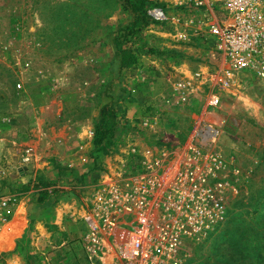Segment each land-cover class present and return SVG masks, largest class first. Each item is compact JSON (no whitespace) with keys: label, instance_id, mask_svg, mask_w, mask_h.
<instances>
[{"label":"rangeland","instance_id":"obj_1","mask_svg":"<svg viewBox=\"0 0 264 264\" xmlns=\"http://www.w3.org/2000/svg\"><path fill=\"white\" fill-rule=\"evenodd\" d=\"M150 1L156 5L148 8L162 7L167 18L150 21L139 40H126L137 62L119 70L113 37L131 19L122 0H0V197L36 199L34 179L40 176L50 182L48 191L73 190L83 205L87 184L98 181L103 165H118V143L137 129L152 104L164 106L158 97L171 83L213 72L211 41L185 26L198 11ZM239 80L237 88L215 89L219 102L209 109L215 113L217 149L252 173L230 199L224 224L204 241L185 245L184 264H264V87L255 77ZM198 86L187 103L161 117L162 127L181 142L213 91L209 82ZM106 102L123 132L104 155L94 152L92 141ZM28 148L33 155L25 159ZM16 222L11 232L0 233V264H87L79 244L87 228L83 218L79 235L64 243L33 236L32 244L25 237L27 220L21 238L12 239L14 247L5 248L6 238L22 227Z\"/></svg>","mask_w":264,"mask_h":264},{"label":"built area","instance_id":"obj_2","mask_svg":"<svg viewBox=\"0 0 264 264\" xmlns=\"http://www.w3.org/2000/svg\"><path fill=\"white\" fill-rule=\"evenodd\" d=\"M155 1L198 11L185 26L211 41L217 66L171 83L158 97L164 106L152 104L137 129L118 143V165H103L98 181L87 184L82 198L87 228L79 239L87 264H184L185 245L204 241L224 224L230 199L252 173L217 149L215 113L209 108L219 102L215 89L237 88L239 79L255 77L264 87V0ZM146 14L151 20L167 18L160 6ZM204 82L213 91L181 142L162 127L161 117L187 103ZM32 155L31 148L25 150V159ZM20 200L16 193L0 197V230Z\"/></svg>","mask_w":264,"mask_h":264},{"label":"trees","instance_id":"obj_3","mask_svg":"<svg viewBox=\"0 0 264 264\" xmlns=\"http://www.w3.org/2000/svg\"><path fill=\"white\" fill-rule=\"evenodd\" d=\"M122 3L123 10L131 15V19L122 25L113 37V43L119 53V70L129 69L136 64L137 57L135 51L131 44L126 45V42L128 40L132 41L134 38L138 40L141 38L142 30L152 21L146 14V10L149 6L156 5L155 2L150 0H122ZM122 132L117 122L116 110L112 103H104L99 109L98 121L94 125V137L92 141L94 152L104 155L108 153L115 147ZM101 169L102 167L99 172ZM34 180V187L36 189L35 202L37 204H43L47 201L53 202L61 193L60 189L57 188H52L48 191L49 188L47 186H50V182L44 179V177L37 176ZM22 223L23 219H18L16 227L19 224L22 225ZM13 237L14 235H10L6 238L5 248L12 245Z\"/></svg>","mask_w":264,"mask_h":264},{"label":"crops","instance_id":"obj_4","mask_svg":"<svg viewBox=\"0 0 264 264\" xmlns=\"http://www.w3.org/2000/svg\"><path fill=\"white\" fill-rule=\"evenodd\" d=\"M78 202V195L70 189L61 192L55 198V201H47L43 204H37L33 197L30 199L25 196L20 200L19 204L10 210L7 222L4 226V232H11L17 219H23L22 227L19 233L13 237V241L15 238L20 239L24 234L23 232L27 226L28 220L29 232L25 237H28L29 242L32 244L34 243L33 240H31L33 236L36 239H42L41 242H45L47 239L53 237L54 240L59 239L64 243L66 241L64 239L73 238L80 233L82 227L80 219L85 215L86 210L84 204L81 205ZM19 207H22V213L17 215ZM13 243L12 246L14 247ZM36 243H38V241H36L35 244ZM17 253L15 251L14 255L19 259L22 258L20 252ZM10 258L12 262L13 257Z\"/></svg>","mask_w":264,"mask_h":264},{"label":"bare ground","instance_id":"obj_5","mask_svg":"<svg viewBox=\"0 0 264 264\" xmlns=\"http://www.w3.org/2000/svg\"><path fill=\"white\" fill-rule=\"evenodd\" d=\"M5 226V225H4ZM4 226L2 227V229H1V231H0V233L2 232V230L4 229Z\"/></svg>","mask_w":264,"mask_h":264}]
</instances>
